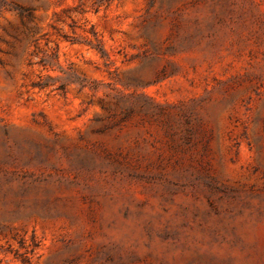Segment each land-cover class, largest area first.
<instances>
[{"label":"rangeland","instance_id":"374dc122","mask_svg":"<svg viewBox=\"0 0 264 264\" xmlns=\"http://www.w3.org/2000/svg\"><path fill=\"white\" fill-rule=\"evenodd\" d=\"M0 264H264V0H0Z\"/></svg>","mask_w":264,"mask_h":264},{"label":"trees","instance_id":"16d2710c","mask_svg":"<svg viewBox=\"0 0 264 264\" xmlns=\"http://www.w3.org/2000/svg\"><path fill=\"white\" fill-rule=\"evenodd\" d=\"M95 48L103 53V49H102V47H100V45H97Z\"/></svg>","mask_w":264,"mask_h":264}]
</instances>
